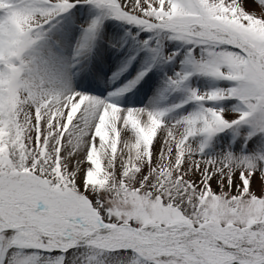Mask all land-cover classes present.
<instances>
[{"label": "snow or ice", "instance_id": "snow-or-ice-1", "mask_svg": "<svg viewBox=\"0 0 264 264\" xmlns=\"http://www.w3.org/2000/svg\"><path fill=\"white\" fill-rule=\"evenodd\" d=\"M0 264H264V0H0Z\"/></svg>", "mask_w": 264, "mask_h": 264}]
</instances>
